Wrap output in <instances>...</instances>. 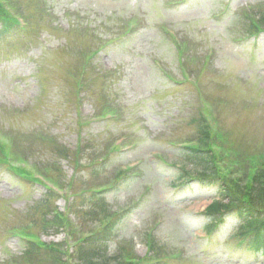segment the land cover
Wrapping results in <instances>:
<instances>
[{
  "label": "rangeland",
  "instance_id": "rangeland-1",
  "mask_svg": "<svg viewBox=\"0 0 264 264\" xmlns=\"http://www.w3.org/2000/svg\"><path fill=\"white\" fill-rule=\"evenodd\" d=\"M0 2L28 22L0 41V139L10 140L0 148V264H35L21 256L40 242L67 250V233L44 226L56 208L77 238L112 220L114 251L131 242L145 256L154 241L151 264H264L239 220L219 226L210 215L221 199L192 181L200 170L175 147L198 143L199 108L215 124L223 175L264 160V28L250 17L264 0ZM122 137L129 148L114 151ZM22 160L54 185L17 174Z\"/></svg>",
  "mask_w": 264,
  "mask_h": 264
},
{
  "label": "trees",
  "instance_id": "trees-1",
  "mask_svg": "<svg viewBox=\"0 0 264 264\" xmlns=\"http://www.w3.org/2000/svg\"><path fill=\"white\" fill-rule=\"evenodd\" d=\"M0 7L1 41L11 36V32L12 35L17 34L15 32H18L21 26L17 19H15V16L6 9L7 7L2 6L1 2ZM257 15H260V23L254 26L255 31H258L256 30L257 26L264 28V9L250 15V17L256 20L258 18L256 17ZM182 67L186 70L185 61ZM193 117L195 118L194 122L197 129L199 126V130H197L199 138L196 145L184 148L188 150L185 153V157L189 163L200 170V174L198 177H195V180L200 182L204 189L213 191L215 196L221 199L213 201L214 203L209 207V212L218 221L224 220L227 216L239 220V234L252 237V247L261 254H264V160L258 162L257 168L253 167L249 171L244 170L243 172L241 170L242 173H240L232 167L229 168L231 170L229 175H223L220 171L222 170L220 165L224 163V157L214 150V142H218V139L211 131L207 120L199 108ZM217 137L221 138L220 135H217ZM0 148L4 149L5 146L0 144ZM224 153L228 155V158H234L231 155V151L224 150ZM249 161L251 163V160ZM234 163L237 164L236 162ZM252 170L254 171L252 172ZM17 172L23 173V171ZM55 197L54 194L53 198ZM49 213L51 218L45 222V228L60 226L67 233L66 240L68 241V238L71 240L70 246L66 250L65 242L50 245L40 242L37 243L38 251H40L38 255L33 249V252L26 251L21 258L26 257L29 262L35 264H41L40 258L42 256L40 254L50 257L56 264L151 263L147 258L138 257L134 253V249L130 248L129 245L120 244L115 248L116 251L112 249L109 243L112 220L106 221V225H101L99 231L87 234L82 238H77L69 216L59 212L57 209L49 211ZM119 214L122 215L123 213ZM110 217L111 215L109 214L106 219ZM251 239L245 241V245L249 244ZM34 245L35 243H33Z\"/></svg>",
  "mask_w": 264,
  "mask_h": 264
}]
</instances>
